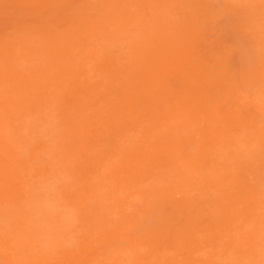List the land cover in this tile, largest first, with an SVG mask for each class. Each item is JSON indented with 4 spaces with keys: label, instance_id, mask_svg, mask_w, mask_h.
I'll return each instance as SVG.
<instances>
[{
    "label": "rangeland",
    "instance_id": "1",
    "mask_svg": "<svg viewBox=\"0 0 264 264\" xmlns=\"http://www.w3.org/2000/svg\"><path fill=\"white\" fill-rule=\"evenodd\" d=\"M0 78L35 118L0 128L19 264H242L252 176L264 264V0H0Z\"/></svg>",
    "mask_w": 264,
    "mask_h": 264
},
{
    "label": "bare ground",
    "instance_id": "2",
    "mask_svg": "<svg viewBox=\"0 0 264 264\" xmlns=\"http://www.w3.org/2000/svg\"><path fill=\"white\" fill-rule=\"evenodd\" d=\"M25 36V35H24ZM25 41H29L28 38H24ZM3 81L2 78H0V84ZM2 91L4 92V101L0 100V128L1 131H7L8 128L10 130V122L12 121V118H17L19 121L20 119L25 123H33L35 118L28 119L23 117H28V114H19L21 110L24 108L26 109L28 106V103L30 101H26L28 97H25L21 94L20 91H15V89L5 86V83L3 85ZM35 103H37V99H34ZM44 106V105H43ZM14 115V116H13ZM252 119H248L247 122L251 123ZM255 122L253 124V127L259 130L258 137L264 139V117L259 119V121H252ZM251 125V124H250ZM262 141V144H264V141ZM260 141V142H261ZM238 146L243 148V145L240 143H237ZM13 167V166H12ZM11 165H4L0 164V214L4 215L5 213L10 214V211L12 212V209L14 207H19L20 211L17 212V214H14L12 216V221L17 222L21 218L27 219L31 218L33 219L36 215L34 212L31 214H23V211L25 210L26 203H17L14 204L11 203L14 201L12 197L16 196V193L21 191V188H24V177H22L21 172H19L17 175H14V172H10L9 170L12 169ZM218 175V174H217ZM220 175L216 177V184L222 185L223 182L219 179ZM245 179L242 182L241 185V192H242V198L241 202L243 205V221H244V232H243V263L242 264H252V257H251V249H252V243H251V236L254 233L255 227V216H256V210L258 208H261V205L263 204V201L260 200V194L262 190V179H258L257 177H244ZM258 179V181H257ZM264 179V178H263ZM5 180L6 182H3ZM19 184V187H13V184ZM12 184V185H10ZM14 188V189H12ZM22 193L24 192L21 191ZM17 207V208H18ZM7 211V212H6ZM25 215V216H24ZM3 217V216H0ZM261 218L264 219V212L261 214ZM261 224L264 225V221L261 220ZM11 225V224H10ZM13 226V224H12ZM14 232V231H13ZM3 241V240H2ZM14 243L11 242H5L4 244L0 245V251L1 256L6 262V264H19L21 263V259L24 255L25 258H30L29 255H27L26 250L29 245L24 235L18 234L14 232ZM4 242V241H3ZM10 243V244H9ZM23 249L22 251H18V256L16 254V249ZM20 256V258H19ZM129 257V256H127ZM130 258V257H129ZM18 259V261H17ZM127 264H131L133 261L131 259H124ZM32 264V263H29Z\"/></svg>",
    "mask_w": 264,
    "mask_h": 264
}]
</instances>
